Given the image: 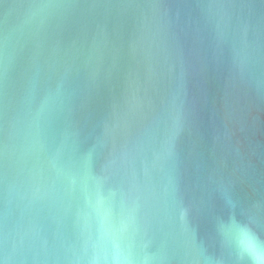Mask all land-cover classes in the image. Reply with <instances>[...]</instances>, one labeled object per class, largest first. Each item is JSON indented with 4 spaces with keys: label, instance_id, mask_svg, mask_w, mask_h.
<instances>
[{
    "label": "water",
    "instance_id": "1",
    "mask_svg": "<svg viewBox=\"0 0 264 264\" xmlns=\"http://www.w3.org/2000/svg\"><path fill=\"white\" fill-rule=\"evenodd\" d=\"M0 264H264V0H0Z\"/></svg>",
    "mask_w": 264,
    "mask_h": 264
}]
</instances>
